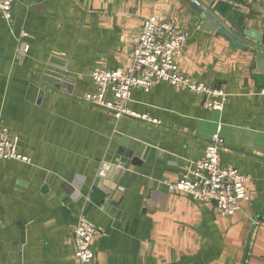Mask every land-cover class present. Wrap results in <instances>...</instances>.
Returning a JSON list of instances; mask_svg holds the SVG:
<instances>
[{"label":"crops","instance_id":"1","mask_svg":"<svg viewBox=\"0 0 264 264\" xmlns=\"http://www.w3.org/2000/svg\"><path fill=\"white\" fill-rule=\"evenodd\" d=\"M224 1L235 24L263 30L264 0ZM152 14L187 34L179 66L226 92L222 110L167 83L133 90L128 108L148 119L85 101L93 70L132 65ZM257 74L252 50L202 29L183 0H15L11 22L0 12V130L30 160L0 158V264H79L82 216L98 230L89 264H264ZM217 132L221 163L250 176L232 216L168 188Z\"/></svg>","mask_w":264,"mask_h":264},{"label":"built area","instance_id":"2","mask_svg":"<svg viewBox=\"0 0 264 264\" xmlns=\"http://www.w3.org/2000/svg\"><path fill=\"white\" fill-rule=\"evenodd\" d=\"M15 0H0V12L5 20L12 21V6ZM188 40L176 22L160 19L155 15L145 18L142 31L134 47L133 63L126 68L97 69L90 74L94 92L85 95V101L113 111L117 116L130 115L148 119L128 108L133 90H150L160 83L174 88L187 89L205 96L208 110H222L227 100L226 92L216 86L199 81L184 73L177 60ZM28 48L24 49L27 52ZM264 96V88L260 90ZM156 121V120H152ZM223 140L220 132L213 134L202 158L184 167L179 180L168 184L170 192L189 196L200 203L215 201L225 216L235 215L241 201L247 198L248 174L232 165H223L220 146ZM0 158L29 161L19 151V136L7 128L0 130ZM97 227L82 216L74 228L73 241L75 258L79 264H89L95 257L93 241Z\"/></svg>","mask_w":264,"mask_h":264},{"label":"water","instance_id":"3","mask_svg":"<svg viewBox=\"0 0 264 264\" xmlns=\"http://www.w3.org/2000/svg\"><path fill=\"white\" fill-rule=\"evenodd\" d=\"M201 18V28L218 32L227 37H233L241 49L250 48L255 54L257 78L264 85V28L262 31L246 30L240 24L233 22L237 9L224 0H183ZM233 22V23H232ZM58 78L72 80L65 74H58Z\"/></svg>","mask_w":264,"mask_h":264}]
</instances>
